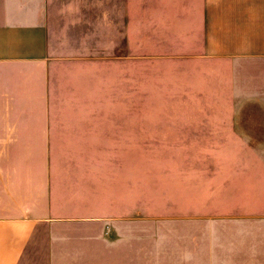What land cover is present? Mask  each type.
Returning <instances> with one entry per match:
<instances>
[{
	"label": "rangeland",
	"instance_id": "rangeland-1",
	"mask_svg": "<svg viewBox=\"0 0 264 264\" xmlns=\"http://www.w3.org/2000/svg\"><path fill=\"white\" fill-rule=\"evenodd\" d=\"M47 3V112L101 126L87 138L97 153L54 155L96 161L103 187L68 213L93 221L56 262L264 264V59L206 56L203 0ZM11 88L4 112L41 105ZM69 124L56 122L57 144H82Z\"/></svg>",
	"mask_w": 264,
	"mask_h": 264
},
{
	"label": "crops",
	"instance_id": "crops-1",
	"mask_svg": "<svg viewBox=\"0 0 264 264\" xmlns=\"http://www.w3.org/2000/svg\"><path fill=\"white\" fill-rule=\"evenodd\" d=\"M48 8L47 0H0V123H8L0 124V154L9 155L4 164L11 169L8 182L0 185V264H58L61 248L85 239L86 224L93 221L68 213L87 197H103L96 161L82 165L78 159L57 162L54 156L97 153L87 138L101 126L90 124L87 129L92 119L47 112L48 63L54 60ZM203 31L208 57L232 62L264 59V0H203ZM9 74L21 76L12 85L6 79ZM11 86L23 95L36 91L34 99L40 98L41 105L36 101L38 106L30 112L33 104L23 98V111L4 112L2 100L16 98ZM64 121L71 123L70 131L78 130L73 121L85 123L79 126L84 130L82 144L72 133L68 145L57 144L56 122Z\"/></svg>",
	"mask_w": 264,
	"mask_h": 264
}]
</instances>
